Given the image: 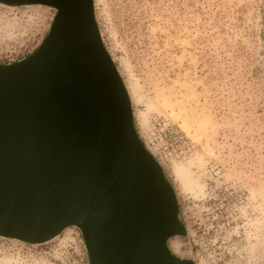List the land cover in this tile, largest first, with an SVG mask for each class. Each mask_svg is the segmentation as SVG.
I'll return each mask as SVG.
<instances>
[{
    "label": "rangeland",
    "instance_id": "obj_1",
    "mask_svg": "<svg viewBox=\"0 0 264 264\" xmlns=\"http://www.w3.org/2000/svg\"><path fill=\"white\" fill-rule=\"evenodd\" d=\"M134 128L174 190L193 264H264V0H93ZM56 9L0 3V65L38 50ZM173 245H172V244ZM0 264H89L81 231L0 236Z\"/></svg>",
    "mask_w": 264,
    "mask_h": 264
},
{
    "label": "water",
    "instance_id": "obj_2",
    "mask_svg": "<svg viewBox=\"0 0 264 264\" xmlns=\"http://www.w3.org/2000/svg\"><path fill=\"white\" fill-rule=\"evenodd\" d=\"M56 9L37 51L0 65V236L42 243L81 231L89 264H193L185 227L140 140L93 0H0Z\"/></svg>",
    "mask_w": 264,
    "mask_h": 264
},
{
    "label": "crops",
    "instance_id": "obj_3",
    "mask_svg": "<svg viewBox=\"0 0 264 264\" xmlns=\"http://www.w3.org/2000/svg\"><path fill=\"white\" fill-rule=\"evenodd\" d=\"M172 244V243H171ZM173 245V244H172Z\"/></svg>",
    "mask_w": 264,
    "mask_h": 264
}]
</instances>
